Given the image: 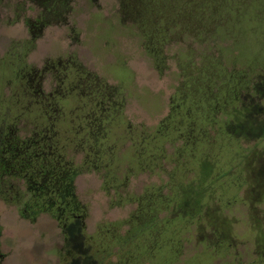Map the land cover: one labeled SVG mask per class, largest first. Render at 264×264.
I'll return each instance as SVG.
<instances>
[{"label": "rangeland", "instance_id": "rangeland-1", "mask_svg": "<svg viewBox=\"0 0 264 264\" xmlns=\"http://www.w3.org/2000/svg\"><path fill=\"white\" fill-rule=\"evenodd\" d=\"M149 2L0 0V133L53 126L85 210L0 200V264H264V0Z\"/></svg>", "mask_w": 264, "mask_h": 264}, {"label": "trees", "instance_id": "trees-1", "mask_svg": "<svg viewBox=\"0 0 264 264\" xmlns=\"http://www.w3.org/2000/svg\"><path fill=\"white\" fill-rule=\"evenodd\" d=\"M32 1L52 14H57L58 7L67 3V0ZM120 8L123 17L134 18L136 22L154 18L147 17L154 11L149 0H120ZM46 19L25 22L32 37L40 35L47 25ZM145 39L151 40L147 36ZM64 150L51 125L27 137L15 129L0 133V200L14 206L19 216L30 222L45 214L63 231L73 222L82 224L85 210L75 186L79 168L66 157Z\"/></svg>", "mask_w": 264, "mask_h": 264}]
</instances>
